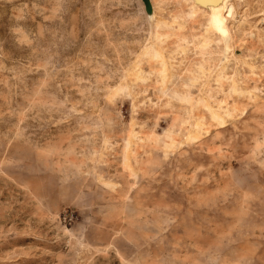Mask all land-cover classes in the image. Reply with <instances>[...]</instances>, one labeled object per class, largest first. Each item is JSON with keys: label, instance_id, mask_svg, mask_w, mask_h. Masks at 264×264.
Instances as JSON below:
<instances>
[{"label": "rangeland", "instance_id": "1", "mask_svg": "<svg viewBox=\"0 0 264 264\" xmlns=\"http://www.w3.org/2000/svg\"><path fill=\"white\" fill-rule=\"evenodd\" d=\"M231 2L227 41L188 0H0V264H264V0Z\"/></svg>", "mask_w": 264, "mask_h": 264}, {"label": "bare ground", "instance_id": "2", "mask_svg": "<svg viewBox=\"0 0 264 264\" xmlns=\"http://www.w3.org/2000/svg\"><path fill=\"white\" fill-rule=\"evenodd\" d=\"M191 3V7L193 8V12L194 13H199L202 10L206 12H210L211 11V18H212V23L214 25V27L216 28V30L220 33L223 34L226 37L227 41L231 40V36L229 35V28L226 24V22L223 20L224 15L228 12L230 16L234 15V10L230 9V6L232 5L231 0H188ZM211 2H217L216 5H213ZM195 15V14H194ZM234 17V16H233ZM236 17V16H235ZM154 20H155V12H154ZM243 20V19H242ZM178 22V21H177ZM243 24V23H242ZM245 24V22H244ZM162 23L160 21H158V29L160 30L162 28ZM164 37H166V35L161 34L160 32H158L157 35V39L160 41H163ZM169 37V36H167ZM206 40V39H205ZM204 40V41H205ZM229 43V42H228ZM211 45V44H210ZM209 46V42L207 43L206 41L203 44V47H208ZM162 48V47H161ZM202 48V47H200ZM230 47L226 48L225 50V57L228 54ZM153 50V47H150V49L147 51L148 54H151ZM160 50L155 51L154 53V57H160L159 52ZM163 51V50H162ZM201 51V50H200ZM205 52V50H203ZM161 52V51H160ZM164 52V51H163ZM234 56V55H233ZM223 59V58H222ZM227 61V60H226ZM219 68V67H218ZM166 71V70H165ZM194 80V79H193ZM125 81V79H124ZM195 83V82H194ZM191 84V83H190ZM197 84V83H196ZM122 86V85H121ZM199 104V103H198ZM208 107V105H207ZM214 116L220 121V125L222 127H224L225 124L223 121V118L218 115L217 113H214ZM227 117H231L232 113L231 112H227L226 113ZM226 120V119H225ZM201 122V121H200ZM197 121V123L195 124L194 129L192 130L191 133H189L188 138L190 140H194V141H198L200 134H202V122L200 123ZM226 122V121H225ZM206 128V127H205ZM192 129V128H191ZM207 131V130H206ZM169 132V131H168ZM207 134V133H206ZM172 137V136H171ZM170 137V139H171ZM172 142L174 143V140H172ZM170 145V144H169ZM175 146V145H174Z\"/></svg>", "mask_w": 264, "mask_h": 264}, {"label": "water", "instance_id": "3", "mask_svg": "<svg viewBox=\"0 0 264 264\" xmlns=\"http://www.w3.org/2000/svg\"><path fill=\"white\" fill-rule=\"evenodd\" d=\"M142 1L145 5V9H146L149 19L154 20V6L152 4V0H142ZM211 3L213 5L217 4V2H211Z\"/></svg>", "mask_w": 264, "mask_h": 264}]
</instances>
